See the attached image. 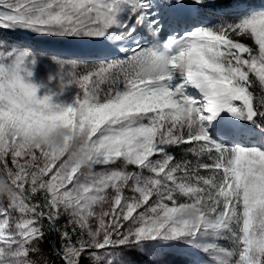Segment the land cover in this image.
<instances>
[{"label":"snow or ice","instance_id":"6c2138e0","mask_svg":"<svg viewBox=\"0 0 264 264\" xmlns=\"http://www.w3.org/2000/svg\"><path fill=\"white\" fill-rule=\"evenodd\" d=\"M239 2L0 0V32L103 50L53 58L72 70L61 89L80 90L65 106L38 97L36 58L0 38V264H49L50 232L60 264L191 251L198 264H264V97L252 91L264 89V7L210 27L184 14ZM224 113L252 142L209 136Z\"/></svg>","mask_w":264,"mask_h":264},{"label":"rangeland","instance_id":"374dc122","mask_svg":"<svg viewBox=\"0 0 264 264\" xmlns=\"http://www.w3.org/2000/svg\"><path fill=\"white\" fill-rule=\"evenodd\" d=\"M191 13L192 11H190L188 8L185 10L184 14L188 17H192ZM187 26L188 25H184V27ZM11 34L18 40V42L14 43L12 41L4 40L5 44L10 47H15L21 50H28L30 51L31 55L36 58L35 66L31 69L33 75L29 78V82L32 83L34 86H37L38 97L42 98L43 96L48 95L51 97V102L54 104H61L65 106L71 104L73 102V99L78 95V91L80 90L74 84L68 86L63 90L61 89L62 83L64 85H68V79L70 78L68 73L72 70L68 67L62 70L60 66L55 63L53 58L60 60L75 59L78 60V62H81L80 59L94 61L103 51L98 46H86L83 44L76 43L72 40L38 39L19 33ZM32 40H35V42ZM47 45H55L58 46L60 49L52 50L50 48H47ZM87 48H94L97 51H95L94 53H85L84 51H86L85 49ZM110 57L111 56H109V59L114 58ZM75 71L79 73L82 72L83 69L77 68ZM253 79L255 78L253 77ZM41 85H43V87H40ZM239 123L241 122H233L232 118L229 117L226 113H224L221 115V117H218L216 120L212 121L210 124L207 125L209 136L214 140L221 142L235 140H240L242 142L248 143L252 142V139L251 141H247L244 135H236L235 130L237 129V125ZM219 124H222V130H226V133L222 139L215 138L214 132L212 131ZM172 151L174 154H176V152H178L179 150L173 149ZM187 154L192 156L190 153ZM203 159L205 162H210L207 160V157H204ZM206 239L208 242L216 243V240L211 237ZM173 255L186 259V264H198V261L200 259L206 258L204 257L203 253L197 251H191L183 254L174 253Z\"/></svg>","mask_w":264,"mask_h":264},{"label":"trees","instance_id":"16d2710c","mask_svg":"<svg viewBox=\"0 0 264 264\" xmlns=\"http://www.w3.org/2000/svg\"><path fill=\"white\" fill-rule=\"evenodd\" d=\"M187 2V0H186ZM264 6V0H241L239 3L233 4H217V5H210L206 7L196 6V7H189L190 11H192V18L198 20V22L202 23L207 27L213 26L218 23V20L223 17L224 19H232L238 15L244 14L248 9H257L259 7ZM0 38L7 41L16 42L17 39L12 36L11 33L7 32H0ZM242 42L246 43L248 46L253 47L255 49V43L252 40H244ZM51 44V43H49ZM53 45H47V48H51ZM90 49V48H89ZM255 81V79H253ZM102 87H106V85H102ZM252 91L256 94L257 102L261 97H264V90L261 89L259 84L255 82V87ZM238 130L239 132L243 131L242 123H239ZM186 147V146H185ZM177 159L186 158L188 160L195 161V157L188 155L187 153L178 151L176 152ZM206 157V156H205ZM201 174H207L203 169L200 170ZM68 217H62L60 224L61 226H65L68 223ZM69 230L71 231V226L69 225ZM79 230V229H77ZM216 243L222 247H230L231 241L230 240H216ZM60 245V240L58 235L55 232H50L47 234L45 240L41 242L40 248L42 250L43 258H46L49 261V264H60L59 258L56 256V249ZM170 261L172 264H176L177 261L180 264H186V259L177 257L172 255L170 257Z\"/></svg>","mask_w":264,"mask_h":264},{"label":"bare ground","instance_id":"6f19581e","mask_svg":"<svg viewBox=\"0 0 264 264\" xmlns=\"http://www.w3.org/2000/svg\"><path fill=\"white\" fill-rule=\"evenodd\" d=\"M61 47V46H60ZM50 49H52V50H56V47H55V45H53V46H51V48ZM216 128H219L218 126L216 127ZM215 133V132H214Z\"/></svg>","mask_w":264,"mask_h":264}]
</instances>
